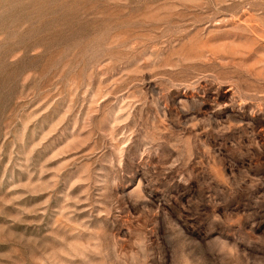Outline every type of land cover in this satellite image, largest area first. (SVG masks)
<instances>
[{
  "label": "rangeland",
  "instance_id": "1",
  "mask_svg": "<svg viewBox=\"0 0 264 264\" xmlns=\"http://www.w3.org/2000/svg\"><path fill=\"white\" fill-rule=\"evenodd\" d=\"M0 264H264V0H0Z\"/></svg>",
  "mask_w": 264,
  "mask_h": 264
}]
</instances>
